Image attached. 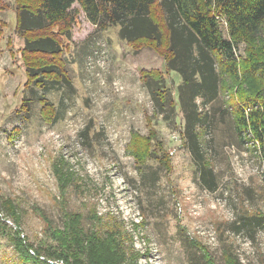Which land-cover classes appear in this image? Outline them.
Instances as JSON below:
<instances>
[{"label":"rangeland","instance_id":"374dc122","mask_svg":"<svg viewBox=\"0 0 264 264\" xmlns=\"http://www.w3.org/2000/svg\"><path fill=\"white\" fill-rule=\"evenodd\" d=\"M6 1L10 9L0 12L10 21L0 55V207L3 199L17 205L22 235L35 244L48 240L41 213L62 227L66 187L67 209L84 214V223L91 209L104 220L125 221L141 253L139 264H264V229L252 239L228 228L241 214H264L263 160L237 137L228 98L219 95L200 108L207 113L202 139L218 183L211 192L185 135L184 78L167 69L161 55L148 47L136 50L121 39L119 26L97 30L79 11L71 41L65 38L66 73L56 79L57 88L25 85V39L14 27L15 0ZM221 29L230 37L224 19ZM7 38L14 46H6ZM237 52L249 63L245 40ZM152 69L161 71V81L142 77ZM252 81V89L262 93L264 81ZM41 95L54 106L51 120L44 118ZM150 129L157 138L144 167L129 145L134 133L146 136ZM163 151L169 154L166 170ZM11 228L13 220L0 213V264H26Z\"/></svg>","mask_w":264,"mask_h":264},{"label":"trees","instance_id":"16d2710c","mask_svg":"<svg viewBox=\"0 0 264 264\" xmlns=\"http://www.w3.org/2000/svg\"><path fill=\"white\" fill-rule=\"evenodd\" d=\"M75 4L78 7L72 11ZM15 5L16 30L25 39L20 50L26 69L25 85L32 82L42 90L57 88L56 79L66 73L65 38L71 41L72 27L82 11L97 30L119 26L121 39L136 50L153 49L164 58L167 69L183 76L185 135L200 180L209 191H216L218 183L207 158V143L202 139L205 129L202 131L201 127L206 126L207 113L200 108L219 95L228 98L225 104L231 107L240 142L253 145L264 165V91L258 94L252 89L253 79L264 81V0H15ZM7 9L10 3L0 0V11ZM221 19L227 23L230 37L224 35ZM3 27L0 23V52ZM242 40L248 44L249 63L238 56L237 46ZM146 74L142 77L147 80L151 77L155 83L161 81V71L157 69ZM156 94L165 98L163 90ZM198 98L202 99L201 105L196 103ZM39 101L44 118L51 120L55 111L52 102L42 95ZM151 130L146 136L134 133L129 145L130 153L144 167L154 156L152 141L155 142L157 132ZM156 147H162V142L156 141ZM163 152L164 159L159 160L166 170L169 154ZM144 174L142 168L140 175ZM262 181L264 184V169ZM65 190L66 187L60 200L62 227L41 213L49 238L38 244L22 235V214L17 205L12 200H2L0 213L4 212L16 226L11 228L14 233H10V238L23 263L139 264L141 253L126 230L125 221L104 220L97 210L91 209L84 223V214L67 209ZM228 228L234 234L245 231L253 239L258 230L264 229V214H241Z\"/></svg>","mask_w":264,"mask_h":264},{"label":"crops","instance_id":"0c3cea01","mask_svg":"<svg viewBox=\"0 0 264 264\" xmlns=\"http://www.w3.org/2000/svg\"><path fill=\"white\" fill-rule=\"evenodd\" d=\"M9 10V9H8ZM0 12H2V13H4V12H6V10H2V11H0ZM15 17H16V11H15ZM7 22L9 23L10 21H5L4 19H2L1 17H0V23H3L4 24V27H3V30H5L6 29V27H8L7 26ZM16 26H17V20H16V18H15V25H14V27H15V29H16ZM4 35H5V33H4ZM4 35H3V37H4ZM4 39V38H3ZM3 39H2V41H1V52H0V55H3L4 54V46H3ZM10 39H8L7 38V41H6V46H8V45H10V43L8 42ZM11 43H12V45L14 46V41H13V39L11 38ZM11 53V52H10ZM21 57V56H20ZM6 78V77H5ZM8 80H10L9 78H7ZM8 80H7V82H8ZM25 86V85H24ZM17 90V89H16Z\"/></svg>","mask_w":264,"mask_h":264}]
</instances>
